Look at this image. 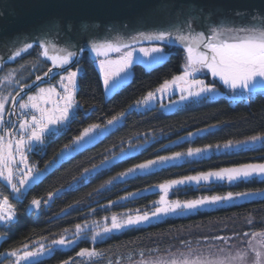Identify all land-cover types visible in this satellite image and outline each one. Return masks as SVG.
I'll return each mask as SVG.
<instances>
[{"label":"snow or ice","instance_id":"obj_1","mask_svg":"<svg viewBox=\"0 0 264 264\" xmlns=\"http://www.w3.org/2000/svg\"><path fill=\"white\" fill-rule=\"evenodd\" d=\"M237 16L241 13L237 12ZM197 17L183 20L180 24H174L163 30L139 31L127 39L117 37L116 39L92 40L88 45L90 52L99 59L100 72L103 76V84L106 90L116 85L134 63L150 64L163 60L165 54V44H178L185 52L184 70L180 75L173 76L171 80H165L155 91H149L142 100L135 102V107L145 106L162 101L163 95L179 89V99H169L167 104L161 103L164 109H170L175 105L195 101L200 98H208L215 95L218 89L215 83H206L204 80L196 79V74L204 69L214 78H218L225 87L233 93L232 99H246L244 93H253L257 89L264 92V13L253 16L247 24L241 23L236 26L230 25H209L207 33L196 31L193 27ZM210 33V34H208ZM48 33H45L47 35ZM35 44L22 38L16 37L10 40L0 41V70L11 61H17L22 54H27L34 47L40 51L37 53L35 63L41 58L51 62V67L42 75H36L35 81H41L49 77L54 69L63 70L56 84H50L47 88L40 87L36 94L27 95L24 100L21 93L31 89L32 85L20 83L17 79V70L9 69L3 77H0V87L9 88L13 85L19 86V91L13 95L0 93V181L11 189V193L19 201L26 191L39 182L47 170L52 167L56 160L63 159L76 151L85 140H92L97 135L107 133L111 127L121 123L126 112H119L101 125L91 123L83 128L79 135L74 137L71 144H65L53 160L45 164L44 169L38 168L29 160L28 153L35 148L45 144L48 137H56L66 130L67 126L75 118V110L80 107L76 99L78 88V76L80 69L75 70L67 67L72 64L74 58L83 52L84 49L73 51L70 47H60L55 41L40 38H31ZM147 43L148 46H143ZM116 54V58H110L111 54ZM35 63L33 66H35ZM31 74V73H30ZM35 81L33 83H35ZM237 90H240L237 92ZM160 94L158 97L157 94ZM55 97V99H53ZM20 98V99H18ZM12 103V108L6 105ZM19 110V116L15 121L6 120L5 114L13 115ZM133 105H129L132 108ZM204 131V130H201ZM193 133H189L191 137ZM260 143L264 146V135H253L244 141H227L224 149L239 148L245 145H255ZM215 149L221 148L220 144L205 145L203 147L188 148L186 152H174L171 155H158L154 159H148L141 163L127 168L113 177L106 183L111 184L117 178H125L135 173L150 172L160 165L178 161L184 157H198ZM124 150H122V155ZM109 161L105 158L102 164ZM84 169V174L92 172L95 168ZM253 177L264 179V163H247L237 167L220 168L200 172L194 176H183L179 179L165 181L157 187L165 195H161L158 201L153 202L154 210L145 211L143 214L137 210L136 215H127L123 219L117 216L111 217L110 224L100 231H94L91 240L93 243L98 238L103 239L115 231L125 228L139 226L140 224L151 222L153 219L159 220L168 215H185L190 212L199 211L208 207H218L223 204H231L237 199H251L257 196L264 197V189L258 191L228 192L225 195L202 196L197 199L187 201H169L166 199L167 191L174 186L186 184H200L201 182H218L227 180L234 183L237 180H249ZM79 179V178H74ZM57 189L56 192H59ZM56 193L48 192L47 198H33L30 201L29 209L40 210L42 204L47 205ZM135 193H129L134 196ZM123 197L122 199H127ZM112 203V202H110ZM18 217L17 205L12 202L9 195L0 192V225L5 231H0V239H5L11 231L14 221ZM108 218L106 217L105 220ZM246 224L253 225L254 221L246 218ZM87 226L77 224L72 233V238L61 235L58 239L50 242L41 241L21 243L17 247L6 249L0 252V257H4L0 264H42V258L51 256L58 248L70 247L84 237ZM65 232L68 230L65 229ZM181 247L172 251L171 248L166 254L153 255L159 249L148 250V259H145V250L138 253V264H264V229L256 231L233 232L232 236L210 235L197 241L196 246H192L191 241H181ZM102 256V252L95 248H80L76 257L88 261L92 264L95 258ZM131 260V257H129ZM60 264H76L74 258L63 260ZM108 264H113L109 261ZM116 264H120L119 261Z\"/></svg>","mask_w":264,"mask_h":264},{"label":"trees","instance_id":"obj_2","mask_svg":"<svg viewBox=\"0 0 264 264\" xmlns=\"http://www.w3.org/2000/svg\"><path fill=\"white\" fill-rule=\"evenodd\" d=\"M184 57L183 53H170L165 64L151 71L141 64H135L133 80L119 92L107 96L94 61L85 56L83 63H79L83 73L79 79L80 91L76 99L80 107L66 135L51 140L50 152L71 144L75 135H79L91 123L103 125L119 112H126V115L121 123L111 127L107 133L97 135L86 143L90 147L47 175L21 201L12 200L8 189L0 183V192L9 195L18 210V217L11 231L0 243V252L21 243L31 245L41 241V238H46L43 241L45 243L58 239L61 235L72 238L75 226L80 224L87 227L84 231L85 238L77 243H88L87 236L90 232V248L102 252V256L95 258L92 264H108L109 261L113 264L117 261L120 264H138L140 250H145V259H148V250L159 249L151 257L155 258V255H165V250L171 248L175 251L180 248L182 240L191 241L195 247L197 241L205 236H232L233 232L264 229V200L257 201L254 197L235 200L234 203L239 206L227 208L223 204L185 215L163 216L159 220L153 219L139 226L115 231L103 239L98 238L95 243L91 240L93 232L110 224L113 215L123 219L129 214L136 215L137 210L140 214L153 211V202L165 195L157 186L165 181L194 176L199 171L264 163V148L259 153L229 152L225 156L203 154L184 157L163 166L158 165L150 172H138L125 178H117L111 184L106 183L127 168L158 155L186 152L188 148L205 145L220 144L223 148L229 140L236 142L242 138L264 134V93L257 95L255 99H241L238 104L225 99H203L169 111L157 107L148 110L143 105L135 107V102L142 100L149 91H155L165 80H171L173 76L182 73ZM129 105L133 107L129 108ZM208 129L211 130L199 134L203 132L201 130ZM189 133L193 135L189 137ZM122 150L126 154L122 155ZM47 158L49 153L40 160L45 162ZM105 158L109 162L102 164ZM94 165L99 167L90 172V180L86 184L80 181L84 169H92ZM227 186V192L220 190ZM57 189L60 191L56 192ZM261 189H264V181L255 179L237 180L234 183L227 180L201 182L198 185L193 183L174 186L167 191L166 199L183 202L202 196ZM48 192L56 193L51 199V205L42 204L40 210L31 213L30 201L34 197L46 199ZM129 193L136 195L129 196ZM123 197L128 198L122 199ZM251 200L254 202H249ZM249 214L254 221L251 226L245 222ZM65 229L68 231L65 232ZM5 230L3 225L0 226V231ZM51 256L42 264H58L64 255L55 251ZM77 264H88V261L78 258Z\"/></svg>","mask_w":264,"mask_h":264},{"label":"water","instance_id":"obj_3","mask_svg":"<svg viewBox=\"0 0 264 264\" xmlns=\"http://www.w3.org/2000/svg\"><path fill=\"white\" fill-rule=\"evenodd\" d=\"M261 13L264 0H0V41L47 38L79 52L92 40L127 39L193 16L195 30L207 33L209 25L256 23Z\"/></svg>","mask_w":264,"mask_h":264},{"label":"bare ground","instance_id":"obj_4","mask_svg":"<svg viewBox=\"0 0 264 264\" xmlns=\"http://www.w3.org/2000/svg\"><path fill=\"white\" fill-rule=\"evenodd\" d=\"M144 46H148V44H145ZM164 47H165V53H167L168 54V57H167V60H168V58H169V55H170V53H174V52H178V53H183L184 55H185V52H184V50H183V48L181 47V46H177L176 44H171V45H168V44H165L164 45ZM85 58H83V59H81V58H76V60L74 61L75 63H83V60H84ZM93 61H94V64H95V67L97 68V66H96V62H95V60L94 59H92ZM166 60V61H167ZM165 61V62H166ZM13 63H16L17 61H12ZM135 64H141V65H143L142 63H139V62H136ZM134 64V65H135ZM163 64H165V63H162V64H160V65H158V66H156V67H154V68H152V69H155V68H157V67H160V66H162ZM79 65V64H78ZM133 65V66H134ZM5 66V65H4ZM144 66V68L146 69V70H148V71H151L152 69H148L147 67H145V65H143ZM78 67V66H77ZM181 71L183 72V70H184V64L182 63V65H181ZM16 69L17 70V73H16V75H17V79L20 81V83H27V84H29V85H32L33 84V82L35 81V79H31L30 81H25V82H21V78L19 77V74H23V70L17 65V64H14V65H12L9 69ZM73 68H75V67H73ZM97 70H98V68H97ZM99 71V70H98ZM100 72V71H99ZM2 73H0V77H3L4 75H1ZM180 75V74H179ZM199 74L197 73L196 74V79L198 78L197 76H198ZM82 76V74L80 75V76H78V88H77V94H76V98H77V95H78V93H79V91H80V88H79V86H80V82H79V79H80V77ZM209 76V75H208ZM210 77V76H209ZM57 78L59 79L60 78V75H57ZM133 78H134V74H133V67H132V77H131V79H130V82L133 80ZM205 78V77H204ZM211 78V77H210ZM211 82H213V83H215V84H217V85H219V86H222V87H224L223 86V83L221 84V82L216 78V79H214V78H211V80H210ZM35 82H37V81H35ZM56 82L57 81H51L50 82V80H42V81H40L39 83H37V84H35L31 89L33 90V89H39L40 87H44V86H49L50 84H56ZM103 82V81H102ZM129 82V83H130ZM129 83H126V84H124L123 86H121V88L118 90V91H116L115 93H117V92H119L121 89H123L126 85H128ZM103 86H104V84H103ZM221 87V88H222ZM105 89V88H104ZM223 90H224V88H222ZM16 91H19V90H17L16 88H15V86L13 85L12 87H9V88H4V87H2V93L3 94H7L8 92H12L13 93V95L15 94V92ZM238 92V91H237ZM1 93V92H0ZM115 93H113V94H111V95H109V96H112V95H114ZM264 92H261V91H259V92H257V93H255V94H246L245 95V97H253L252 99H255V97L257 96V95H260V94H263ZM105 94H106V90H105ZM107 95V94H106ZM108 96V95H107ZM203 99H206V100H208V101H214V100H211L210 98H203ZM203 99H200V100H203ZM219 99H225V100H227L228 102H230V103H232V104H238V103H240L241 102V99H236V100H233L232 98H227V97H221V98H219ZM216 100H218V99H216ZM195 101H199V100H195ZM189 102H193V101H187L186 103H183V104H181V103H179V104H177V105H175L176 106V108H178V107H182V106H184L185 104H187V103H189ZM161 103H164L165 104V100H163V101H161V100H157L156 102H155V105H156V107L158 108V109H160V108H162L161 107ZM6 107L7 108H12L13 107V105H12V103L11 102H9V104L8 105H6ZM145 107V106H144ZM156 107H151V108H149L148 110H151V109H154V108H156ZM146 109H147V107H145ZM164 111H169V110H171V108L170 109H164V108H162ZM78 109H76L75 110V113H76V111H77ZM7 117H8V120L10 119V120H15V117H16V113L15 114H13V115H9V114H5ZM74 120V119H73ZM73 120L71 121V123L73 122ZM70 123V124H71ZM69 128H70V125H68L67 126V128H66V130H64L63 132H62V134H60L59 136H56V137H51V140H53L54 138H61V137H63L64 135H66V133L68 132V130H69ZM211 129H208V130H206V131H203V132H201V133H199V134H202V133H206L207 131H210ZM259 135H264V134H259ZM75 136H77V134L75 135ZM247 138H242V139H240V140H238V141H244V140H246ZM88 147H90V145L89 144H86V143H82V145L79 147V149L78 150H76V151H72L71 152V154L70 155H67V156H65L63 159H57L56 160V163L52 166V167H50L48 170H47V172L48 171H54V170H56L57 168H59L63 163H66V162H68V161H70V159H72L74 156H76L77 155V153H79V152H81V151H83L84 149H86V148H88ZM264 148V146H261V144L260 143H257V144H255V145H251V144H249V145H245V146H242V147H239V148H233V149H224V148H220L219 150H217V149H212L211 151H209V152H207V153H205V154H213V153H216V156H225V155H227L229 152H235V154H239V153H245V152H253V153H256V152H258L259 150H261V149H263ZM62 148H58L56 151H54L53 149V151L52 152H50V145L49 144H45V145H42L41 146V148H39V149H37L36 150V148L33 150V151H31V152H29L28 153V156H29V160H30V162L31 163H34L38 168H40V169H44V167H45V164H47L49 161H51V160H53V158L54 157H56L57 156V154L60 152V150H61ZM48 153H49V158H47L48 160H46L45 162H42L40 159L42 158V156H44V155H48ZM259 153V152H258ZM229 156V155H228ZM241 165V164H240ZM238 166H239V164H238ZM218 169H220V168H218ZM199 172H202V171H199ZM84 173V171L82 172V174ZM81 180L80 181H82L83 183H87L89 180H90V173H87V174H84L83 176H81ZM251 179H255V180H258V181H264V179H262V178H260V177H253V178H251ZM220 190H222V192H227V190H229V186H227V188H224V187H221V189ZM256 198V200L257 201H259V200H264V197H261V196H257V197H255ZM249 202H254V201H249ZM227 206V208H230V207H234V206H239L238 204H236V203H231V204H224V207H226Z\"/></svg>","mask_w":264,"mask_h":264},{"label":"rangeland","instance_id":"obj_5","mask_svg":"<svg viewBox=\"0 0 264 264\" xmlns=\"http://www.w3.org/2000/svg\"><path fill=\"white\" fill-rule=\"evenodd\" d=\"M34 44H35V42H34ZM145 44H147V43H144V45ZM143 45V46H144ZM145 47H147V46H145ZM40 51V49L38 48V47H34L30 52H32V54L34 55L35 54V56L37 57V53ZM29 52V53H30ZM83 53H84V55H83ZM28 54V53H27ZM79 54H80V57L83 55V57H82V59L83 58H85V56H88V57H90V58H93L94 60H95V62H96V66H97V68H98V70L100 71V67H99V59H103V57H100L99 59L96 57V55L94 54V53H92V52H90V50H89V48H84V51L83 52H79ZM22 55H26V54H22ZM167 57H168V54L167 53H165L164 54V58H163V60H161V61H159V62H154V63H150V64H143V65H145V67H147L148 69H152V68H154V67H156V66H158V65H160V64H162V63H165V61L167 60ZM110 58H112V59H115L116 58V54H111L110 55ZM37 59V58H36ZM36 59H35V61H34V63L36 62ZM12 62V61H11ZM11 62H8L5 66H7V65H9V64H11ZM38 67H39V69L41 70V71H47V69L49 68V67H51V62H49V61H45V60H43V58H41L40 59V61H39V63H35ZM135 64V63H134ZM133 64V65H134ZM133 67V66H132ZM132 67L129 69V71H128V73L126 74V75H124L123 76V78L116 84V85H114L112 88H110V89H108V90H106V94L109 96V95H111V94H113V93H115L116 91H118L120 88H121V86H123L124 84H126V83H129L130 82V79H131V77H132ZM82 72H81V70L79 71V75L81 74ZM101 73V72H100ZM199 75L197 76L198 78L197 79H201V80H204L206 83H213V82H211L210 80H211V78H214V77H211V73L210 72H208V70H202L201 72H199L198 73ZM101 75V79H102V81H103V76H102V74H100ZM211 77H209V76ZM205 77V78H204ZM214 79H216V78H214ZM222 84V83H221ZM216 85V87H217V89H218V92L215 94V95H211V96H209L208 98H210L211 100H216V99H219V98H221V97H227V98H232V96H233V93L231 92V90L230 89H228L227 87H225L224 85V87H222V86H219V85H217V84H215ZM224 88V90L222 89V88ZM1 89V88H0ZM2 90V89H1ZM238 92L240 91V90H237ZM257 92H259V91H254L253 93H251L252 95L253 94H255V93H257ZM246 94H249V93H247V92H245L244 93V96L246 95ZM250 94V95H251ZM179 95H180V93H179V89L177 88L176 90H175V93L173 94L172 92H168V93H166V94H164L163 95V99H162V101L163 100H165V104H167L168 103V101H169V99H172V100H178L179 99ZM157 96L159 97L160 96V94L158 93L157 94ZM20 98H22V99H24V100H26L27 99V94L26 93H21V97ZM20 98H18V99H20ZM53 99H55V97H53ZM200 99H203V98H200ZM200 99H198V100H200ZM159 100V99H158ZM187 102V101H186ZM186 102H182L181 104H183V103H186ZM151 107H156V105H155V102L154 103H152V104H150V105H148L147 106V109H149V108H151ZM173 108H176V106H174V107H172L171 109H173ZM143 109H145L144 107H143ZM19 110H18V106H17V111H16V117H15V120L17 119V117L19 116ZM5 119L6 120H8V117L5 115ZM14 120V121H15ZM87 141H89V140H85V142H87ZM84 142V143H85ZM242 147V146H241ZM39 148H41V146H39V147H37L36 148V150L37 149H39ZM48 172H46L45 174H47ZM0 183L5 187V188H7L8 189V192H10L9 194H10V197H11V199L12 200H16L15 199V197H14V194H12L11 193V189L9 188V187H6L5 185H4V182L3 181H0ZM29 190V189H28ZM27 190V191H28ZM27 191H26V193H27ZM26 193L24 194V196H26ZM23 196V197H24ZM28 196V195H27ZM35 211H37V210H35V209H31V212H35ZM15 222V221H14ZM0 226H2V225H0Z\"/></svg>","mask_w":264,"mask_h":264},{"label":"flooded vegetation","instance_id":"obj_6","mask_svg":"<svg viewBox=\"0 0 264 264\" xmlns=\"http://www.w3.org/2000/svg\"><path fill=\"white\" fill-rule=\"evenodd\" d=\"M48 38H50V37H48ZM46 40H50V39L46 38ZM57 44L60 47H65V45L62 46L59 43H57ZM71 50L76 51L77 49H71ZM83 55H84V53H83ZM83 55L80 57V54H78L74 59H76V58H81L82 59ZM36 58L37 57L35 56V54L33 55L32 52H30V53H28L26 55H22L21 58H18L16 63L11 62V64L7 65L6 68H4V70H2V71L0 70V73H2L1 75H4L5 72H7L12 65L17 64L23 70V74H19V77L22 79L21 82H25V81L28 82L31 79H35L36 75H42L43 74V71H41L36 64H35V66H33L34 61H35ZM78 64L79 63H75L74 60H73L72 64L67 66V67L71 68L72 70H75L77 68ZM73 67H75V68H73ZM61 74H64L63 70L54 69L53 73L49 77L44 78L43 80H47V81L50 80V82L51 81H58L59 79L57 78V75H61ZM14 86H15V88L17 90H19V86L18 85H14ZM44 87L47 88L48 86L46 85ZM0 88L2 89V87H0ZM1 89H0V92L2 93ZM37 91H38V89H36V90L35 89H33V90L29 89V90H26V94L27 95H34V94L37 93ZM5 95H7V94H5ZM50 143H51V137L46 138L45 144H49L50 145ZM2 240L0 239V243H1ZM87 242L88 243H82V244L76 243V244H74V245H72L70 247L58 248L56 250L57 253H60V254L64 255L63 258L60 259L58 264H60V262L63 261V260L69 259L70 257L74 258L75 261H76V264H77L78 257H76V253L80 250V248H84V247L90 248V232H89V235L87 236ZM50 258H52V256H45L44 258H42V263H44L45 261H48ZM2 260L3 259H0V261H2Z\"/></svg>","mask_w":264,"mask_h":264}]
</instances>
